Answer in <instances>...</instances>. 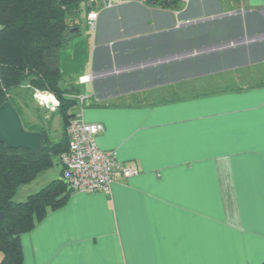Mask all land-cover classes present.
I'll return each mask as SVG.
<instances>
[{"label":"crops","instance_id":"crops-1","mask_svg":"<svg viewBox=\"0 0 264 264\" xmlns=\"http://www.w3.org/2000/svg\"><path fill=\"white\" fill-rule=\"evenodd\" d=\"M139 1L102 9L60 60L84 98L70 112L139 174L73 193L22 236L24 264H263L264 0Z\"/></svg>","mask_w":264,"mask_h":264},{"label":"trees","instance_id":"trees-1","mask_svg":"<svg viewBox=\"0 0 264 264\" xmlns=\"http://www.w3.org/2000/svg\"><path fill=\"white\" fill-rule=\"evenodd\" d=\"M94 1L0 0V106L11 102L24 128L43 134L42 148L36 154L23 148L9 149L0 143V212L5 214L0 220V264H24L22 236L50 211L62 207L74 193L61 156L69 148L68 128L76 116L70 110L79 99L72 87L62 84L60 60L62 51L82 35L79 15L89 9L86 4ZM144 3L161 10H177L182 6V0H144ZM76 28H80L78 32ZM19 91L55 96L59 103L53 116L59 115L63 120L59 138L53 137L44 124L32 125L23 120V96ZM59 163L63 165L61 178L25 201H15L20 186Z\"/></svg>","mask_w":264,"mask_h":264},{"label":"built area","instance_id":"built-area-1","mask_svg":"<svg viewBox=\"0 0 264 264\" xmlns=\"http://www.w3.org/2000/svg\"><path fill=\"white\" fill-rule=\"evenodd\" d=\"M101 1L104 3L103 8H108L113 1L119 0ZM101 10H94L89 14V24L97 20ZM93 25L90 26L91 29L94 28ZM79 99L84 101L83 97ZM104 132V124L87 123L81 115H76L69 125V148L62 154L61 160L74 193L109 192L111 184L118 179L139 174L137 167L118 162L115 151H103L98 147L97 137Z\"/></svg>","mask_w":264,"mask_h":264},{"label":"rangeland","instance_id":"rangeland-1","mask_svg":"<svg viewBox=\"0 0 264 264\" xmlns=\"http://www.w3.org/2000/svg\"><path fill=\"white\" fill-rule=\"evenodd\" d=\"M123 1H129V0L113 1V3L111 4V6H107V7L108 8H113L115 4L121 3ZM100 2H102L101 5H100ZM139 2L141 4H145L144 3V0H143V2L141 0ZM145 5H147V4H145ZM86 6H88L90 10L87 9L86 11H84L83 13H81L79 15L80 17H82V20L78 21V23L81 24L80 25V28H82L84 25H86L88 27L87 29L90 30V32H95V30L97 28V24H98V20H99L100 13L97 16V20H95L94 23L92 21L89 24V22H88V16H89V14L92 11H94L96 9L98 11V10H101V9L104 10L106 8H103L104 3L101 0H96L94 2H90L89 4H86ZM147 6H149V5H147ZM88 7H86V8H88ZM92 25L94 27L93 29L90 28V26H92ZM80 28H76V30L79 31ZM66 71H68V70H66ZM62 84H63V86H66V81L64 80ZM20 94H22V96H23L21 98V100H22L21 101V103H22L21 106L23 108V112H22L23 120L25 122L31 121L33 123L40 120L41 121L40 123L44 124V126L47 127V129H50L51 128V125H52V131H51V133L53 134L54 137L58 138L60 136L61 127H62L61 116L58 115V116H56V118H54L52 109H55L56 106L52 108V107H49L48 105H44V104H46V102H48L51 99L42 100V99H40L39 96H38L39 99H36L35 96H34V94H32L31 92H24V93L23 92H20ZM42 96H43V94H42ZM50 103L57 105L55 103V101H53V99H52V102H50ZM27 105H28V108H27ZM35 124H37V123H35ZM53 168H55V169L56 168H61V165L58 164V165L54 166ZM1 260H2V253H0V262H1Z\"/></svg>","mask_w":264,"mask_h":264},{"label":"water","instance_id":"water-1","mask_svg":"<svg viewBox=\"0 0 264 264\" xmlns=\"http://www.w3.org/2000/svg\"><path fill=\"white\" fill-rule=\"evenodd\" d=\"M47 105L55 107V104L49 102ZM0 143L9 149L23 148L36 154L42 148L43 134L26 130L16 108L11 102H6L0 106ZM4 216L0 212V220Z\"/></svg>","mask_w":264,"mask_h":264},{"label":"bare ground","instance_id":"bare-ground-1","mask_svg":"<svg viewBox=\"0 0 264 264\" xmlns=\"http://www.w3.org/2000/svg\"><path fill=\"white\" fill-rule=\"evenodd\" d=\"M38 96L40 97V99H42V100H47V99H50V97H48V96H44V97H42V94H38ZM79 99V98H78ZM48 102H51L50 100L48 101Z\"/></svg>","mask_w":264,"mask_h":264}]
</instances>
